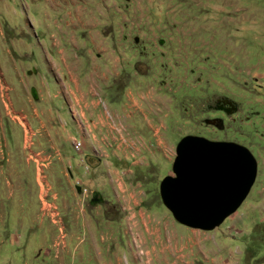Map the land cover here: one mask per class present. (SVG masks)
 Wrapping results in <instances>:
<instances>
[{
	"label": "rangeland",
	"instance_id": "374dc122",
	"mask_svg": "<svg viewBox=\"0 0 264 264\" xmlns=\"http://www.w3.org/2000/svg\"><path fill=\"white\" fill-rule=\"evenodd\" d=\"M50 71L89 73L86 80H94L100 109L115 110L117 120L134 128L145 125L144 116L161 126L164 145L155 150L151 166L134 176L142 192L136 213L130 211L135 217L125 220L129 213L114 201L105 172L93 180L78 162L77 143L62 141L59 125L65 122L71 130V118L78 122L79 113ZM24 127L27 136L33 132L31 151L38 144L44 148L51 130L56 135L49 144L60 157L50 166L60 173H55L58 185L49 183L64 219L57 224L67 227L70 217L76 233H58L56 224L39 222L34 164L22 163L26 198L13 195L16 206L4 212L0 227V249L14 242L13 264H105L108 238H114L126 264V243L137 251L135 233H146L139 210L145 219L161 216L159 228L172 221L189 229L172 219L158 194L160 181L172 175L175 145L187 135L238 143L255 159L254 181L237 209L210 231L193 230L222 241L211 255L216 264H264V0H0V134L12 158L28 152L21 147ZM75 179L91 180L117 207L114 220H108L113 209L103 206L99 217L91 215L97 219L91 236L80 231L70 188ZM88 200L81 208L92 213Z\"/></svg>",
	"mask_w": 264,
	"mask_h": 264
},
{
	"label": "crops",
	"instance_id": "0c3cea01",
	"mask_svg": "<svg viewBox=\"0 0 264 264\" xmlns=\"http://www.w3.org/2000/svg\"><path fill=\"white\" fill-rule=\"evenodd\" d=\"M87 74L89 73L76 72L74 76L65 74L63 71H50V75L55 79L58 89L59 87L63 89V93L66 94L70 104L79 113L78 122L71 118L73 123L72 128L70 127L71 130L65 125V122H62L59 125L58 132H62L60 134L63 136L62 141L64 143L69 142L71 146L74 142L79 144L77 149L73 150L80 155L79 164L84 168L85 173L88 174V171H90L93 180L99 181L105 172L114 201L117 203L121 201L123 205L120 210L129 213L125 216V220H127L135 217V214L130 211L136 213L138 206L142 203V192L138 189L139 186L133 182L134 176L139 173L142 167L147 169L151 166L152 160L155 161V150L160 145H164L162 143L164 137L159 134L161 126H153L152 122L144 116L141 123L145 125L134 128L124 119L117 120L116 118L120 114L115 110L108 112L106 108L100 109L101 103L96 98L97 91L94 89V80H86L85 75ZM95 77L98 76L95 75ZM99 78L103 77L100 76ZM129 95V92H127L126 97L130 98ZM57 98L59 97L57 96ZM131 102L132 106H137L133 98ZM108 114L114 116L115 119L109 118ZM125 116L127 119L129 118V114ZM141 127L146 129L147 134H143ZM23 131L21 147L22 150L28 152H22L21 156L15 158H12L13 154L10 152L9 146L3 142L5 137L0 134V227L3 226L1 218L4 212L11 213V210L16 206V201L12 199L13 195L18 199L26 198V194L22 193L21 190L22 186L27 184L26 177L21 176V165L22 163L27 165V162L31 161L34 164V183L37 188L36 199L39 222L46 219L50 224H56L58 233H76V228L73 229L70 223V217L66 222L67 227L62 224V227L59 228L57 224V222L63 223L64 219L59 217V211L55 205L58 195L51 192L52 188L49 183V181H53L55 185H58L55 173H60V171L56 172L51 169L50 166L53 158L60 157L59 150L54 149L56 147L53 144L56 139L54 131L51 130L47 133L48 135L45 134L44 148H41L42 145L38 144V149L35 151L30 150L33 132L27 136L26 133L29 130L24 127ZM73 134L77 137L74 138ZM143 137H145V140H143ZM50 140L53 141L52 144H49ZM147 143L154 145V147L149 149ZM47 149H51V151ZM135 169L137 173H135ZM46 171L49 173H46ZM64 175H66L65 172ZM76 182H78V186L76 187L74 184V188H70L75 207L80 213V231L91 236V232L95 231L97 222V219L92 216L99 217L101 215L100 206L113 209L112 213L109 212L108 220L116 219L118 216L117 207L109 203L107 198L101 194V188H92L91 180H86L83 183L75 179L74 183ZM85 199H89L87 204L94 210L92 213L81 208V203ZM18 202L17 205L25 206L22 200ZM63 206L65 208L66 204H63ZM138 214L146 233H135V245L140 255L130 242L126 243L125 255L122 256L126 263L125 256L129 253L127 255L128 263L126 264L215 263L211 255L214 253L213 250L217 251L218 247L223 246V243L221 240L216 239L218 237L214 233H194L195 230L193 229L175 227L172 221L163 229L159 228L160 225L158 226L161 216L160 218L158 216L154 217L152 214L147 215L145 219L143 211L139 210ZM148 221L155 223L152 229L147 227L146 222L148 223ZM18 222L20 223L21 220H18ZM2 239L5 240L6 238ZM108 240L111 241V244L104 249L105 264H121L116 251V241L114 238H108ZM90 245L92 246V244ZM96 251L99 252V250ZM14 254V242L10 240L5 248L0 249V264H13ZM112 259L114 263H112Z\"/></svg>",
	"mask_w": 264,
	"mask_h": 264
},
{
	"label": "water",
	"instance_id": "95a60500",
	"mask_svg": "<svg viewBox=\"0 0 264 264\" xmlns=\"http://www.w3.org/2000/svg\"><path fill=\"white\" fill-rule=\"evenodd\" d=\"M256 169L239 144L187 135L175 145L172 175L160 181L159 199L177 224L210 231L244 200Z\"/></svg>",
	"mask_w": 264,
	"mask_h": 264
},
{
	"label": "flooded vegetation",
	"instance_id": "af4514ba",
	"mask_svg": "<svg viewBox=\"0 0 264 264\" xmlns=\"http://www.w3.org/2000/svg\"><path fill=\"white\" fill-rule=\"evenodd\" d=\"M136 40H137L136 38H133V39H132V41H136ZM137 44H139V43H137ZM135 45H136V44H135ZM207 140H210V139L207 138ZM210 141H215V140H210ZM224 142H229V141H224ZM233 143H235V142H233ZM236 144H238V143H236ZM239 145H240V144H239ZM241 146H242V145H241Z\"/></svg>",
	"mask_w": 264,
	"mask_h": 264
},
{
	"label": "built area",
	"instance_id": "2783aa9c",
	"mask_svg": "<svg viewBox=\"0 0 264 264\" xmlns=\"http://www.w3.org/2000/svg\"><path fill=\"white\" fill-rule=\"evenodd\" d=\"M78 143L77 144H74L75 147H78ZM77 183V184H76ZM75 184L78 185V182H76ZM84 192V190H82Z\"/></svg>",
	"mask_w": 264,
	"mask_h": 264
}]
</instances>
